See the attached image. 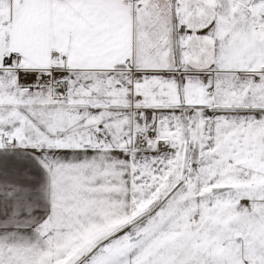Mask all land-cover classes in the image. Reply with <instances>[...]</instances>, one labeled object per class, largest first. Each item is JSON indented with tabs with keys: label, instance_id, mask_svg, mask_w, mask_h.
Wrapping results in <instances>:
<instances>
[{
	"label": "snow or ice",
	"instance_id": "1",
	"mask_svg": "<svg viewBox=\"0 0 264 264\" xmlns=\"http://www.w3.org/2000/svg\"><path fill=\"white\" fill-rule=\"evenodd\" d=\"M0 264H264V0H0Z\"/></svg>",
	"mask_w": 264,
	"mask_h": 264
}]
</instances>
